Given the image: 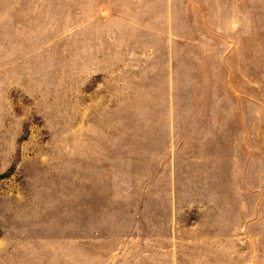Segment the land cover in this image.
Wrapping results in <instances>:
<instances>
[{
    "label": "rangeland",
    "instance_id": "rangeland-1",
    "mask_svg": "<svg viewBox=\"0 0 264 264\" xmlns=\"http://www.w3.org/2000/svg\"><path fill=\"white\" fill-rule=\"evenodd\" d=\"M0 264H264V0H0Z\"/></svg>",
    "mask_w": 264,
    "mask_h": 264
}]
</instances>
